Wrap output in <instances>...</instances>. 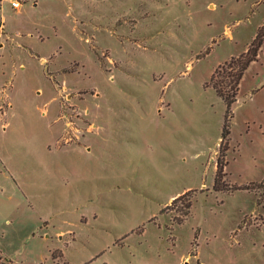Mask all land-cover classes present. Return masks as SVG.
<instances>
[{
	"label": "rangeland",
	"instance_id": "1",
	"mask_svg": "<svg viewBox=\"0 0 264 264\" xmlns=\"http://www.w3.org/2000/svg\"><path fill=\"white\" fill-rule=\"evenodd\" d=\"M263 23L264 0L6 2L0 264H264V45L220 188L211 84Z\"/></svg>",
	"mask_w": 264,
	"mask_h": 264
},
{
	"label": "trees",
	"instance_id": "2",
	"mask_svg": "<svg viewBox=\"0 0 264 264\" xmlns=\"http://www.w3.org/2000/svg\"><path fill=\"white\" fill-rule=\"evenodd\" d=\"M264 45V23L258 28V31L248 45L247 49L239 55L230 57L224 64L219 65L211 77V84L217 93L224 99L227 105V116L222 132V142L220 149V156L218 158L217 171L215 175L214 185L215 188H220L224 183V142L230 139V116L232 114V106L237 100V96L240 90V83L244 76L245 71L249 68L252 62L259 59L262 47ZM221 73V74H220ZM218 74L220 78H218ZM187 192L176 197L182 198ZM189 207V206H187Z\"/></svg>",
	"mask_w": 264,
	"mask_h": 264
},
{
	"label": "built area",
	"instance_id": "3",
	"mask_svg": "<svg viewBox=\"0 0 264 264\" xmlns=\"http://www.w3.org/2000/svg\"><path fill=\"white\" fill-rule=\"evenodd\" d=\"M5 1L11 3L14 8L18 9L23 5L24 2L28 0H0V3Z\"/></svg>",
	"mask_w": 264,
	"mask_h": 264
},
{
	"label": "crops",
	"instance_id": "4",
	"mask_svg": "<svg viewBox=\"0 0 264 264\" xmlns=\"http://www.w3.org/2000/svg\"><path fill=\"white\" fill-rule=\"evenodd\" d=\"M5 3H6V1H5V2H3V4H2V5L0 4V8H1V10H2V9H4V4H5ZM7 3H9V2H7ZM34 4H35V3H34ZM18 9H19V8H18Z\"/></svg>",
	"mask_w": 264,
	"mask_h": 264
}]
</instances>
